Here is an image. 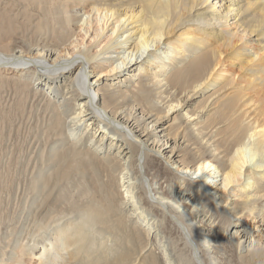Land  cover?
<instances>
[{
    "label": "bare ground",
    "instance_id": "bare-ground-1",
    "mask_svg": "<svg viewBox=\"0 0 264 264\" xmlns=\"http://www.w3.org/2000/svg\"><path fill=\"white\" fill-rule=\"evenodd\" d=\"M224 1L0 0V100L50 141L0 264H264V0Z\"/></svg>",
    "mask_w": 264,
    "mask_h": 264
},
{
    "label": "rangeland",
    "instance_id": "rangeland-1",
    "mask_svg": "<svg viewBox=\"0 0 264 264\" xmlns=\"http://www.w3.org/2000/svg\"><path fill=\"white\" fill-rule=\"evenodd\" d=\"M217 1L218 0H214L213 3ZM221 5L222 9H224L225 6L229 5V2L223 0ZM218 6H220V4ZM215 22L216 21L214 20L213 23ZM218 23L220 22H217V24ZM81 34L85 35V32L82 31ZM87 42L88 44L91 42L89 36H86L85 38V44ZM106 77L105 73L101 76H92L91 82L94 80L102 82L103 80H106ZM16 102L17 100L15 97L10 94H6L4 100H0V242L7 237L8 240H12L13 242L18 240L17 242L20 244L23 241H26L27 233L32 230L34 205L37 203L34 201L35 194L31 189V183L33 177H35L36 169L46 166L47 160L45 159L47 151L49 150L50 141H47L49 139L44 135V124H42L44 122H42L43 120L40 119V116L38 117L39 112H36L38 111L37 109H39L41 113V108H43L42 103L34 104V101L28 100L26 105H24L26 108L23 109V106L20 107V109L18 106H15V104L17 105ZM37 106H39V108ZM246 108L245 110L250 115V119L246 120L245 124L256 118L254 107ZM42 116L43 115H41V117ZM34 140L37 141L34 142ZM32 142H34V146ZM41 142L44 143L42 144ZM42 154L45 155L44 159H41ZM36 155L37 157H35ZM36 163L38 164L37 166ZM38 200H40V198ZM241 224H246L251 227H254L255 225L250 217L243 218ZM23 234L25 236H23ZM261 243H264V236L261 237ZM26 253L27 255L24 258L25 263H38L36 257L30 254L31 252L26 251Z\"/></svg>",
    "mask_w": 264,
    "mask_h": 264
},
{
    "label": "clouds",
    "instance_id": "clouds-1",
    "mask_svg": "<svg viewBox=\"0 0 264 264\" xmlns=\"http://www.w3.org/2000/svg\"><path fill=\"white\" fill-rule=\"evenodd\" d=\"M254 249H249L250 252H252ZM255 250H264V244L256 245Z\"/></svg>",
    "mask_w": 264,
    "mask_h": 264
}]
</instances>
